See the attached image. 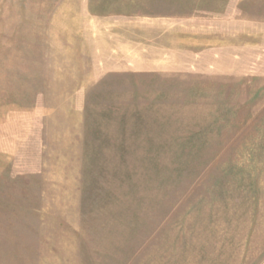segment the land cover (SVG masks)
<instances>
[{"label": "rangeland", "instance_id": "1", "mask_svg": "<svg viewBox=\"0 0 264 264\" xmlns=\"http://www.w3.org/2000/svg\"><path fill=\"white\" fill-rule=\"evenodd\" d=\"M0 264H264V0H0Z\"/></svg>", "mask_w": 264, "mask_h": 264}]
</instances>
